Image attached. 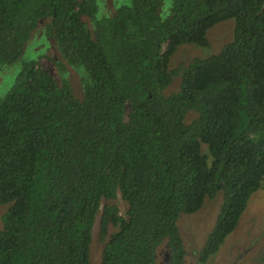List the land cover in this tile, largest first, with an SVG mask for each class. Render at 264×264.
I'll return each mask as SVG.
<instances>
[{
  "label": "trees",
  "instance_id": "1",
  "mask_svg": "<svg viewBox=\"0 0 264 264\" xmlns=\"http://www.w3.org/2000/svg\"><path fill=\"white\" fill-rule=\"evenodd\" d=\"M97 1L0 0V66L45 20L58 70H82L84 86L77 100L31 61L0 98V264H90L98 216L101 240L117 228L100 264H157L163 243L184 264L178 220L222 192L204 264L264 183V0H168L165 18L162 0L100 18ZM231 19L219 54L168 71L178 45L206 48Z\"/></svg>",
  "mask_w": 264,
  "mask_h": 264
},
{
  "label": "rangeland",
  "instance_id": "2",
  "mask_svg": "<svg viewBox=\"0 0 264 264\" xmlns=\"http://www.w3.org/2000/svg\"><path fill=\"white\" fill-rule=\"evenodd\" d=\"M132 0H98L97 18L111 17L116 10L124 5H130ZM170 2L162 0L160 16L165 18L169 15ZM47 21L42 20L25 44L21 59L10 65L0 66V98L14 84L25 62L37 61L42 70L50 73L59 82L66 78L73 95L77 100L83 97L84 86L81 83L82 70H73L63 65L65 72L58 69L61 64L59 55L53 40L45 35ZM235 21L233 19L219 23L207 31L209 46L206 48L193 44H181L177 46L175 53L171 56L168 71H173L181 66H187L195 59H207L220 53L222 48L231 43L234 36ZM181 82L180 75H174L170 85L163 91L168 96L179 90ZM223 203V194L218 192L212 199H206L202 207L193 214L181 215L177 227L183 241L185 250L184 264H202L199 262L200 252L203 249L208 235L211 233ZM117 206L119 213L124 217L126 206L118 198ZM7 206L0 205V227L1 217L6 212ZM99 216L93 230V239L89 248V263L100 264L102 250L105 240L117 231L116 227L109 226L105 240L98 235ZM157 264H168L167 248L163 243L157 250ZM204 264H264V183L248 200L237 227L230 233L219 251L212 255Z\"/></svg>",
  "mask_w": 264,
  "mask_h": 264
}]
</instances>
